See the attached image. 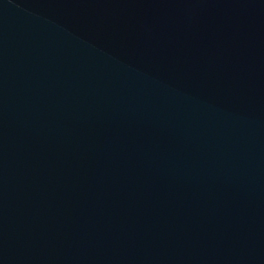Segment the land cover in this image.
Returning a JSON list of instances; mask_svg holds the SVG:
<instances>
[{"label": "water", "instance_id": "water-1", "mask_svg": "<svg viewBox=\"0 0 264 264\" xmlns=\"http://www.w3.org/2000/svg\"><path fill=\"white\" fill-rule=\"evenodd\" d=\"M0 264H264V0H0Z\"/></svg>", "mask_w": 264, "mask_h": 264}]
</instances>
